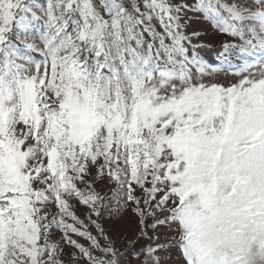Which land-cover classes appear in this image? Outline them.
Returning <instances> with one entry per match:
<instances>
[{
	"label": "snow or ice",
	"instance_id": "snow-or-ice-1",
	"mask_svg": "<svg viewBox=\"0 0 264 264\" xmlns=\"http://www.w3.org/2000/svg\"><path fill=\"white\" fill-rule=\"evenodd\" d=\"M0 264H264V0H0Z\"/></svg>",
	"mask_w": 264,
	"mask_h": 264
}]
</instances>
